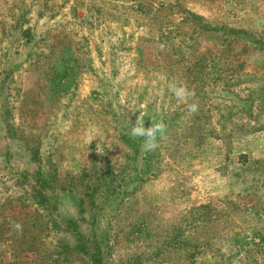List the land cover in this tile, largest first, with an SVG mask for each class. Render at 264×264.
<instances>
[{
  "label": "rangeland",
  "instance_id": "rangeland-1",
  "mask_svg": "<svg viewBox=\"0 0 264 264\" xmlns=\"http://www.w3.org/2000/svg\"><path fill=\"white\" fill-rule=\"evenodd\" d=\"M68 220L101 264H264V0H0V264H93Z\"/></svg>",
  "mask_w": 264,
  "mask_h": 264
},
{
  "label": "clouds",
  "instance_id": "clouds-1",
  "mask_svg": "<svg viewBox=\"0 0 264 264\" xmlns=\"http://www.w3.org/2000/svg\"><path fill=\"white\" fill-rule=\"evenodd\" d=\"M169 89L180 101H186L188 98L194 97L195 95L193 91H190L185 86L171 84ZM188 109L191 113H195L198 111V104L193 102L188 105ZM166 130L167 126L163 121L151 123L150 126L146 127L144 114L141 113L137 117L135 124H132L130 135L133 138H143L142 148L145 151H154L158 147V138L162 139L166 133ZM12 227L17 232L22 231V225L19 223H14Z\"/></svg>",
  "mask_w": 264,
  "mask_h": 264
},
{
  "label": "trees",
  "instance_id": "trees-1",
  "mask_svg": "<svg viewBox=\"0 0 264 264\" xmlns=\"http://www.w3.org/2000/svg\"><path fill=\"white\" fill-rule=\"evenodd\" d=\"M65 228L75 235L77 243L76 249L80 254L88 257L93 264H101L103 262L101 253H99L97 249L90 247L88 241L82 236V234L79 233V231H76L77 228L75 220H68L65 225Z\"/></svg>",
  "mask_w": 264,
  "mask_h": 264
}]
</instances>
